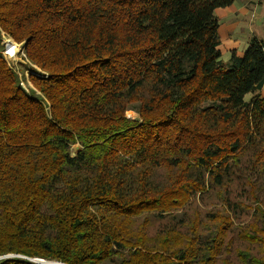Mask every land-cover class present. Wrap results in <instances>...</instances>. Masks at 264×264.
I'll return each mask as SVG.
<instances>
[{
    "label": "trees",
    "instance_id": "16d2710c",
    "mask_svg": "<svg viewBox=\"0 0 264 264\" xmlns=\"http://www.w3.org/2000/svg\"><path fill=\"white\" fill-rule=\"evenodd\" d=\"M234 1L0 0L32 85L0 37V264H213L229 213L154 239L133 218L175 219L209 191L231 206L221 189L251 151L264 224V46L221 59L214 11ZM239 237L263 253L240 264H264V225Z\"/></svg>",
    "mask_w": 264,
    "mask_h": 264
},
{
    "label": "rangeland",
    "instance_id": "374dc122",
    "mask_svg": "<svg viewBox=\"0 0 264 264\" xmlns=\"http://www.w3.org/2000/svg\"><path fill=\"white\" fill-rule=\"evenodd\" d=\"M247 1L248 0L235 1L237 4L242 3L244 5L245 11H247L245 17L237 16L235 18L226 19L228 13H223L222 8H216L214 11V15L219 21L220 28L218 34L221 42L220 57L224 62H227L230 59L229 54L232 50L236 53L238 52V55H242L250 42L249 40L253 37L259 41L261 40L264 46V0H253V3ZM240 19L243 24L237 26V29H232L234 21L239 22ZM231 43L235 45L236 49L232 47ZM15 48V57H10L12 59H9L3 56V58L6 63L11 64L14 70L18 73V76L21 79V86L28 90L32 87L31 83L28 81V74L30 73L28 66L31 65L25 59L22 45L17 44ZM259 95H264V87ZM249 97L250 95H247L246 99ZM126 117L135 119L137 113L132 109H129L126 112ZM70 150L72 154H75L76 150L73 147H71ZM252 152L253 151L240 156L239 160L241 164L235 166L233 172L235 175L233 177L235 182H227L224 185V188L221 189L230 199L231 206L225 208V205L221 203L219 198L218 194L220 193L209 191L203 197L192 199L182 210H176L173 213L175 219L168 217L160 219V216L152 213L143 214L139 217L133 218V231L142 228L150 239H154V236H158L164 228H180L184 231L185 228L190 227L193 224H199L200 227L198 229L202 231L207 227L215 229L220 225V221L216 219L215 214L229 213L228 216L233 221V227L225 234L226 236L222 248L223 253L213 264H240L238 258V253L240 251H246L261 256L263 253L259 246L253 244L250 245L239 237V232L242 229L250 231L255 225H264L260 215L254 211L256 205L254 204L255 202L252 197V194H256L258 200L263 199V192L256 187H250L248 183L242 185V181L257 177L256 174L252 175V172L248 175L247 172L244 171V166L249 165V161L252 162L254 159ZM160 174H163V172H160ZM238 194H240V199H235V195ZM233 203L239 208H235ZM181 218L185 221L184 223L178 221Z\"/></svg>",
    "mask_w": 264,
    "mask_h": 264
},
{
    "label": "crops",
    "instance_id": "0c3cea01",
    "mask_svg": "<svg viewBox=\"0 0 264 264\" xmlns=\"http://www.w3.org/2000/svg\"><path fill=\"white\" fill-rule=\"evenodd\" d=\"M235 1L230 7L222 8L223 13H228V16H226V19L235 18L237 16H239V17H245L246 16L247 11H245L244 5L242 3L237 4V2L235 3ZM247 2L253 3V0H248ZM247 2H246V4H247ZM242 24H243V22L241 21V19L239 22L234 21V25L232 26V29H235L237 26L242 25ZM231 44H232V47L235 48V45L233 43H231Z\"/></svg>",
    "mask_w": 264,
    "mask_h": 264
},
{
    "label": "built area",
    "instance_id": "2783aa9c",
    "mask_svg": "<svg viewBox=\"0 0 264 264\" xmlns=\"http://www.w3.org/2000/svg\"><path fill=\"white\" fill-rule=\"evenodd\" d=\"M0 35H1V45L3 47V56L5 58H9V59H12L10 58V51H9V48H7V41L8 39L10 38L8 35H6L5 33H3L2 31H0ZM19 53V52H18ZM17 53V54H18ZM11 65V64H10Z\"/></svg>",
    "mask_w": 264,
    "mask_h": 264
},
{
    "label": "bare ground",
    "instance_id": "6f19581e",
    "mask_svg": "<svg viewBox=\"0 0 264 264\" xmlns=\"http://www.w3.org/2000/svg\"><path fill=\"white\" fill-rule=\"evenodd\" d=\"M17 44L10 38L7 41V48H9L10 51V57H15L16 47Z\"/></svg>",
    "mask_w": 264,
    "mask_h": 264
},
{
    "label": "water",
    "instance_id": "95a60500",
    "mask_svg": "<svg viewBox=\"0 0 264 264\" xmlns=\"http://www.w3.org/2000/svg\"><path fill=\"white\" fill-rule=\"evenodd\" d=\"M73 148H74L75 150H77V149L79 148V146H78V145H74ZM8 256H9V255H8ZM1 257H5V256H1ZM32 260L37 261V262L42 263V264H59V263L49 262V261L42 260V259H37V258H36V259H32ZM60 264H61V263H60Z\"/></svg>",
    "mask_w": 264,
    "mask_h": 264
}]
</instances>
